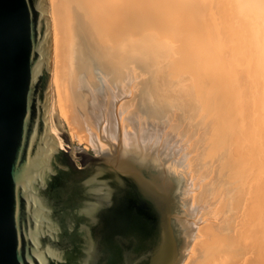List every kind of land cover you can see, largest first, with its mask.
<instances>
[{
    "label": "bare ground",
    "instance_id": "bare-ground-1",
    "mask_svg": "<svg viewBox=\"0 0 264 264\" xmlns=\"http://www.w3.org/2000/svg\"><path fill=\"white\" fill-rule=\"evenodd\" d=\"M46 1L70 140L184 164L195 230L182 264H264V0Z\"/></svg>",
    "mask_w": 264,
    "mask_h": 264
},
{
    "label": "water",
    "instance_id": "water-1",
    "mask_svg": "<svg viewBox=\"0 0 264 264\" xmlns=\"http://www.w3.org/2000/svg\"><path fill=\"white\" fill-rule=\"evenodd\" d=\"M49 24L46 0H0V264H79L83 242L67 225L88 178L113 190L92 229L96 244L112 222L133 219L149 242L124 264H182L195 230L184 164L136 144L70 150L54 109ZM116 205L129 217L117 210V220Z\"/></svg>",
    "mask_w": 264,
    "mask_h": 264
},
{
    "label": "clouds",
    "instance_id": "clouds-1",
    "mask_svg": "<svg viewBox=\"0 0 264 264\" xmlns=\"http://www.w3.org/2000/svg\"><path fill=\"white\" fill-rule=\"evenodd\" d=\"M88 178L82 181L84 199L73 210L76 219H69L67 230L69 233L77 232L82 243V258L79 264H96L98 249L92 237V229L100 223V213L110 206L113 190L108 184L98 182L90 184ZM79 220V224H77Z\"/></svg>",
    "mask_w": 264,
    "mask_h": 264
},
{
    "label": "flooded vegetation",
    "instance_id": "flooded-vegetation-1",
    "mask_svg": "<svg viewBox=\"0 0 264 264\" xmlns=\"http://www.w3.org/2000/svg\"><path fill=\"white\" fill-rule=\"evenodd\" d=\"M118 197L119 195L115 194L114 198L118 199ZM116 206L118 207L115 209L116 214L118 210L123 217H129V214L124 212V208H120L119 205ZM118 218L120 217L117 214L116 219L119 220ZM129 220L112 222L110 234L96 236L98 237V254L102 257L101 264H124L126 258L139 256L147 250L149 235L146 234L145 227L142 230L138 225L140 221L133 222L132 219L129 222Z\"/></svg>",
    "mask_w": 264,
    "mask_h": 264
},
{
    "label": "rangeland",
    "instance_id": "rangeland-1",
    "mask_svg": "<svg viewBox=\"0 0 264 264\" xmlns=\"http://www.w3.org/2000/svg\"><path fill=\"white\" fill-rule=\"evenodd\" d=\"M160 94L162 95V92ZM67 136H68V141H69V148H70L71 151L84 150L83 147L85 146V144L83 142H79V140L77 138H74L73 141H71L68 132H67ZM86 150H94V149L92 147H87ZM262 171L263 170H261V172ZM259 176H263V173H260ZM200 220L201 221H200L199 226H201L205 222H208V220L206 219V217H204L203 219H200ZM236 223H237V217L231 222V226H234ZM246 257L247 256H243L242 257V260H244Z\"/></svg>",
    "mask_w": 264,
    "mask_h": 264
}]
</instances>
